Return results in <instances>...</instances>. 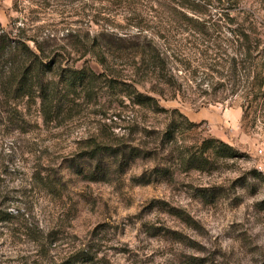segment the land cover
I'll return each instance as SVG.
<instances>
[{"label": "rangeland", "instance_id": "374dc122", "mask_svg": "<svg viewBox=\"0 0 264 264\" xmlns=\"http://www.w3.org/2000/svg\"><path fill=\"white\" fill-rule=\"evenodd\" d=\"M2 33L54 70L48 102L14 96L25 59L0 55V264H264V0H0Z\"/></svg>", "mask_w": 264, "mask_h": 264}, {"label": "trees", "instance_id": "16d2710c", "mask_svg": "<svg viewBox=\"0 0 264 264\" xmlns=\"http://www.w3.org/2000/svg\"><path fill=\"white\" fill-rule=\"evenodd\" d=\"M209 23V22H206ZM200 33L205 32V27H201L199 29ZM241 34V33H240ZM259 34V33H258ZM244 39H246L248 42L250 41L249 36H244L241 34ZM5 35L2 33L0 35V55H4L10 51L11 49H15L16 52L20 53L21 56L25 59L21 66L18 67L14 71V73L11 75V85L10 89L11 92L13 91L14 96H21V97H34L36 93H40V98H42V101L44 103L48 102L49 96L47 93V87L50 83L49 75L53 72V64H48L42 62V58L46 57L47 49L46 47H43L41 44H39L37 41H32L34 43L33 50L29 44L23 42V41H16L14 42V48H12V44L5 45ZM96 40H93V43H95ZM13 43V42H12ZM91 43H89L90 45ZM5 45V46H4ZM92 48H97L100 45L99 44H92ZM91 45V46H92ZM120 51V50H119ZM257 53V58H260V64L258 65V73L256 76V82L255 85L257 86L258 90V96L259 99L264 98V39L261 37H257L255 39V47L253 48V53ZM144 55V54H143ZM100 57V60L94 61L98 66H104L106 68H111L108 64V56L107 53H102V55H97ZM145 56V55H144ZM154 60L160 61L159 55L154 57ZM107 70V69H106ZM63 82L65 86L69 89H78L80 88L83 91L91 92L93 86L96 83V80L99 79L101 76L100 74H97L95 70L91 67L88 69L86 68H77L74 69V71L70 74H62ZM116 77V76H115ZM111 87L115 90L119 88V83L116 80H111L110 82ZM162 87L163 90L160 93V96H166L165 90L167 89L171 97L170 98H176L179 95H181V89L178 88L176 85V82L174 81L173 77H170V79H164L162 80ZM126 85H124V88L122 89V92H126V96L129 98H132L134 96V103L138 106L143 107H151L152 103H156V99L153 97L143 96L142 94H136L133 95L128 89H125ZM135 94V93H134ZM173 114H177L180 118H182L185 123L189 124L190 126H194L193 123L188 121V118L180 113L178 110H174L172 112ZM204 145L207 146L206 150H210L213 152L215 156H219L225 159H234L239 156L238 151H236L233 147L229 146L228 144L218 141L216 139H210L206 140L204 142ZM99 165L96 166L95 169H99Z\"/></svg>", "mask_w": 264, "mask_h": 264}, {"label": "built area", "instance_id": "2783aa9c", "mask_svg": "<svg viewBox=\"0 0 264 264\" xmlns=\"http://www.w3.org/2000/svg\"><path fill=\"white\" fill-rule=\"evenodd\" d=\"M259 153L262 154V151L260 150Z\"/></svg>", "mask_w": 264, "mask_h": 264}]
</instances>
